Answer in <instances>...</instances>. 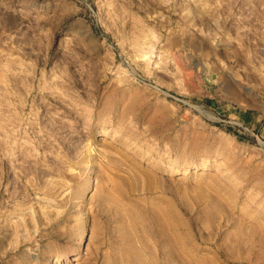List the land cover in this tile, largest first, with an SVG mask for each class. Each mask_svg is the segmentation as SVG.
Returning <instances> with one entry per match:
<instances>
[{"label":"rangeland","instance_id":"374dc122","mask_svg":"<svg viewBox=\"0 0 264 264\" xmlns=\"http://www.w3.org/2000/svg\"><path fill=\"white\" fill-rule=\"evenodd\" d=\"M263 227L264 0H0V264H264Z\"/></svg>","mask_w":264,"mask_h":264},{"label":"bare ground","instance_id":"6f19581e","mask_svg":"<svg viewBox=\"0 0 264 264\" xmlns=\"http://www.w3.org/2000/svg\"><path fill=\"white\" fill-rule=\"evenodd\" d=\"M88 146H90V145H88ZM87 146V147H88ZM92 148L93 147H91V148H88L89 150H92ZM193 166H195V165H193ZM203 167L202 168H206V166L207 165H202ZM71 170V169H70ZM22 171H23V169H22ZM181 172H183V173H186L187 172V169H184V170H182ZM24 173V172H23ZM26 174V173H25ZM25 174H22V175H24V176H26ZM24 176H22V177H24ZM18 180V179H17ZM23 182V181H22ZM22 184H23V186H22ZM21 184V187H22V190L20 191V193H22L24 196L25 195H27V191H28V185L26 184V183H22ZM49 184V183H48ZM47 186V185H46ZM51 188V187H50ZM18 192V191H17ZM34 209V208H33ZM44 212V213H43ZM48 212V211H47ZM46 211H42V213L43 214H49V213H47ZM32 213H36V211L34 212H32ZM30 215V214H29ZM31 216V215H30ZM29 217V216H28ZM32 217H34L33 216V214H32ZM30 219V218H29ZM37 219V218H36ZM20 220V219H19ZM31 220V219H30ZM34 220V219H33ZM33 220L31 221V222H33ZM23 222L21 223V221H18L16 224H15V226H14V235L16 236V238H19V239H16V242L17 243H21V241H24V240H26L30 235H32L29 231H31V230H29L28 229V225H29V223H28V221L27 220H22ZM33 223H35V222H33ZM32 225V224H31ZM33 226V225H32ZM35 226V225H34ZM19 227H21V229L23 230L22 232H21V234H18V228ZM262 227V226H261ZM260 227V228H261ZM30 228H32L31 226H30ZM264 228V227H263ZM29 230V231H28ZM261 230H263L262 228H261ZM260 230V231H261ZM25 231L27 232L26 234H25ZM259 232V231H258ZM7 233V232H6ZM262 233V232H261ZM264 233V232H263ZM260 234V233H259ZM4 235H5V233H4ZM7 235H9V234H7ZM2 236H3V234H2ZM6 236V235H5ZM4 239V238H3ZM19 241V242H18ZM16 244V243H15ZM16 246H17V244H16ZM15 246V247H16ZM71 259H69V260H72V261H74V260H77L78 259V254H74L72 257H70Z\"/></svg>","mask_w":264,"mask_h":264}]
</instances>
